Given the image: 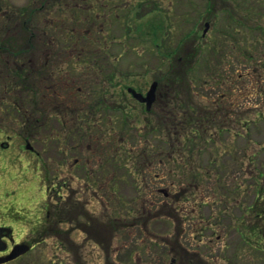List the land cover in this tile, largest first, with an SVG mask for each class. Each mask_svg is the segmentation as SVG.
<instances>
[{
    "label": "flooded vegetation",
    "instance_id": "af4514ba",
    "mask_svg": "<svg viewBox=\"0 0 264 264\" xmlns=\"http://www.w3.org/2000/svg\"><path fill=\"white\" fill-rule=\"evenodd\" d=\"M56 1L30 0L7 13L8 40L26 43L15 50L0 48V108L13 112L14 125L20 127L16 134L23 140L18 147L38 156L39 167H46L44 153L50 147L45 143L53 144L54 168L47 176H54L56 192L53 200L47 199L50 189L41 171L43 198L31 209L37 210L36 219L30 222L25 206L0 212V227L10 229L8 234L0 231V259L15 244L27 247L0 264L21 262L37 245L45 244L47 236L54 237V247L66 254L59 258L55 252L56 262L49 264H207V231L217 232L218 251L229 243L222 242L226 232L218 233L226 210L219 206L206 218L204 207L233 199L235 210L240 198L247 202L246 194L252 201L242 203L245 211L239 219L245 221L236 230L253 254L260 253L258 264H264V193L254 191L260 183L253 181L254 153L244 149L237 156V147L206 145L217 140L208 129L217 125L218 117L227 119L219 129L233 131L235 138L243 136L242 122L248 121H237V115L262 113L264 52L258 72L249 71L245 77L235 72L236 92L230 99L199 100L185 91L190 88L184 81H177L188 69L187 50L175 65L177 51L166 45L159 52L162 46L154 42L160 37L162 19H142L158 11L163 0ZM40 18L46 19L43 26ZM111 23L120 27L123 37H146L155 54L162 55L164 63L149 81V70L124 73L110 65L115 38ZM117 41L120 45L122 40ZM34 43L40 45L38 55L29 49ZM138 77L146 79L144 91ZM123 78L129 81L122 82ZM3 132L0 128V136ZM5 136L16 137L14 131ZM31 141H40V149L35 150ZM10 144L11 140L0 141V148ZM242 171L248 175L246 185L238 177ZM126 181L131 196L121 192ZM208 242H213L210 236ZM92 254L98 258L91 260ZM38 259L32 264H39Z\"/></svg>",
    "mask_w": 264,
    "mask_h": 264
},
{
    "label": "rangeland",
    "instance_id": "374dc122",
    "mask_svg": "<svg viewBox=\"0 0 264 264\" xmlns=\"http://www.w3.org/2000/svg\"><path fill=\"white\" fill-rule=\"evenodd\" d=\"M30 0H0V48L3 50L6 49H17L16 46H19L21 43L25 46L26 42L21 40L9 41L8 37L6 36V31H9V22L7 18V13L12 10V8H18L29 3ZM206 0H163L160 4H158L157 8L158 11H153L152 13L147 14L142 19L149 18L151 16H156L159 20L162 19L160 26V37H162L163 42L161 41L162 48H165L168 45L167 49H171L176 47L182 40H185L188 43L189 53L195 52V40L193 41V36H188L187 33L190 31L197 30L198 35H200L202 31V27L204 21L209 23L207 37L203 41L205 45L199 49V53L195 56L193 64L190 65L188 68V78L190 80V89H186L185 91L190 95V97H194L195 99L202 100V97H210L216 98L218 96V91L221 90L214 82L211 80V75L207 73L210 69H208L209 63L211 61L213 64L216 60L215 67H223L224 73L223 78L230 80L233 73L237 70L245 68L249 65L253 66L259 63L257 60L259 58L262 59L261 53L264 51H260V49L252 50V53L255 56V59L248 60L249 55L246 52H232L229 53V47H227V43L223 42V39L229 41V39L236 41L242 40L246 37V34L243 32H229L227 34L228 37L223 35V30H225V22L221 17H215L213 13H208L202 11L206 5ZM225 2H216L215 9H219L222 7L228 8L232 10V12L237 13L238 15L246 16L244 19H254V20H263L264 21V0H223ZM227 3V4H226ZM243 3L244 5H240ZM213 7V8H214ZM147 10V9H145ZM224 16V13L221 11H217V16ZM236 15V18L239 16ZM46 15H44L45 17ZM48 18V16H47ZM46 21L45 18L39 19V25L43 26V23ZM9 23V24H8ZM158 26V28H159ZM110 28H112V32L115 36L114 42L111 46V59L110 65L118 66L120 70L124 73L135 72V73H142L144 71H148L147 81L150 80L149 76H154V71L157 66H162L163 61H161L162 55L159 53L155 54L154 47L150 44L146 43V37L141 38L136 34H132L130 36L123 37L122 30L116 23H111ZM146 28V26H145ZM219 31H221V35H219ZM229 34L231 36H229ZM234 36V37H233ZM196 37V36H195ZM18 38V37H15ZM117 40H122L120 45ZM214 40L216 43V49L219 52H209L207 49V41ZM9 41V42H8ZM230 42V41H229ZM233 43V42H232ZM36 46L30 50L34 55H38L40 50V45L34 43ZM29 45V44H28ZM164 50V49H163ZM161 50H159L160 52ZM121 54V55H119ZM175 56V54H173ZM181 55V53H180ZM183 54V58H184ZM200 57L197 62L196 58ZM190 58V56H189ZM117 59V60H116ZM112 60L114 62H112ZM166 60V59H165ZM61 60H59L60 62ZM65 61L62 58V62ZM210 63V64H211ZM106 65V64H105ZM211 67V66H210ZM234 67V70H232ZM2 68V64L0 63V70ZM220 69V68H218ZM243 70V69H242ZM249 70V69H247ZM218 71V70H217ZM153 72V73H152ZM219 72V71H218ZM125 79V80H124ZM122 82H127L129 79L123 78ZM131 81V80H130ZM137 82H141L140 85L143 87L144 91L146 79L144 77H138L136 79ZM148 83V82H147ZM146 84V85H145ZM229 84V82H228ZM145 85V86H144ZM233 88L235 84L232 85ZM187 88V86H186ZM179 92V91H178ZM236 90L234 91V93ZM227 104V103H226ZM264 107V106H263ZM262 105L260 106V112H251L250 116H242L238 117L242 120H248L247 122H242L244 126L242 127L243 130L242 135H238L234 138L233 131L230 134L227 132L228 129L220 130L218 124L225 123L226 120L223 117H216L215 113L212 116H215L216 124L214 127L209 128L208 131H211L213 135H216L215 142L207 143L206 145L209 146L210 149H231L232 147H237L236 149L242 151L247 149L248 153H254V160L255 166L252 168L253 174V181L254 185L256 182L260 180L261 173L264 175V108ZM239 111H244V108L240 109ZM247 113V112H245ZM209 117V115H208ZM236 118V115H234ZM14 114L13 112L4 111L0 108V128L4 130L2 136H0V141L11 140V144L8 149H1L0 148V159L1 157L5 158V162L2 164L0 163V183L3 184V189L0 191V212L5 211L7 206H13L14 209H19L23 206L28 207L27 211L29 210L28 214L30 222L36 219L38 212L35 210V207H38L40 198H43L44 189H41V184L38 180V175L42 171L46 175V185L50 189V196L46 193L47 199L48 197L50 200H53L55 197V186H54V176L47 175L50 174V170L53 173L52 167L53 165V144L50 142L45 143V146L50 147V149L46 148V152L44 153L45 158V165L46 167L43 169V166L38 164V156L30 155L27 150L19 149V145L23 144L22 136H18L16 133L20 130L19 125H14ZM222 121V122H221ZM16 123V122H15ZM50 125H54V122H49ZM13 131L15 133V138L6 137L5 135H12ZM206 132L207 138H210L209 132ZM43 135V133H41ZM31 145L35 148V150L40 149V141H31ZM50 143V144H49ZM236 143V144H235ZM40 157H43V154H40ZM231 165V162L229 164ZM54 168V167H53ZM229 169L226 168V172ZM239 172V171H238ZM241 172V171H240ZM128 177V175H126ZM241 178L243 183H247V173L246 171H242L238 175ZM43 185V184H42ZM44 186V185H43ZM42 186V188H43ZM132 189L131 185L128 181L125 182V188L121 190V192H125L126 196L129 195L130 190ZM41 190V191H40ZM255 198V194L253 195ZM251 194L247 196H243V200L247 201L244 202L238 200L237 203L238 208L232 209V201L227 200L220 202L218 201L217 204L209 209L208 206L204 207V214L205 217H210L212 213V209H218L217 207L224 208L226 210L225 214L228 216L224 217L223 220V229L222 231H218V233L226 232L223 235L222 242L228 244L227 247L222 248L221 251H218V247L220 243L215 241L216 233L209 234L211 231H207L206 236V246L204 247V252L206 255L207 264H258L260 262V253L249 250V246L244 244L242 240L240 241L241 237L239 235V225H241L245 219L241 220L239 217L243 216V211H245L244 206L247 203L252 201ZM12 200H16L17 202H10ZM21 203V204H17ZM243 207V208H242ZM24 209V208H23ZM37 209V208H36ZM6 214V212L4 213ZM229 225H232L233 228H230ZM237 228V230H236ZM47 236V235H46ZM211 237L213 242H208V237ZM240 238V239H239ZM54 237H46V243L40 244L35 247V249L27 254V256L19 263L15 262L14 264H26L29 260V264H32L38 257L39 264H49L48 262L53 260L56 262L55 258L57 257L56 253H58V257H65L66 254L64 251L62 253L59 252L55 245ZM113 245H110V254L113 256L116 253L113 250ZM56 252V253H55ZM253 255V258L251 257ZM117 257V256H116ZM115 257V258H116ZM98 258V255L92 254L90 255V259L94 260ZM216 258V262H213ZM37 264V262L35 263Z\"/></svg>",
    "mask_w": 264,
    "mask_h": 264
},
{
    "label": "trees",
    "instance_id": "16d2710c",
    "mask_svg": "<svg viewBox=\"0 0 264 264\" xmlns=\"http://www.w3.org/2000/svg\"><path fill=\"white\" fill-rule=\"evenodd\" d=\"M46 2H57L56 0H44ZM206 5L204 7V10L202 11V13L204 12H210L213 13L215 15V17H221V18H226L229 20H224L225 22V30H223V35H225L226 37L227 34L229 32H234V31H242L243 33L247 34L246 37L242 40H236L233 41L231 39H229V41H226L223 39L224 43H227V47H229V53L232 52H241L244 51L246 53H248L249 58L248 60H252L255 59L254 54L252 53V50L254 49H260V51L264 50V21H257V20H251V21H247V19L242 20V18H245L246 16L244 15H238L237 13L232 12V10L222 7L219 9H215V4L216 2H225L223 0H206ZM227 4V3H226ZM214 7V8H213ZM217 11H221L224 13V16H217ZM238 15L240 18L237 19V21L234 19V17ZM232 18V19H231ZM259 32L258 34H255L254 32ZM194 33V32H192ZM219 35H221V32L219 33ZM229 36H231L229 34ZM234 37V36H233ZM233 42V43H232ZM195 46V52L192 54L190 53V61H194L195 56L199 53V49L202 48L205 43L204 42H199V43H194ZM207 49L209 50V52H219L216 49V43L214 40L212 41H207ZM262 54V53H261ZM200 57L196 58V62ZM261 59V58H259ZM207 63H209L208 66L214 67V70L212 71V73L210 71H207L208 74L211 75V80L214 82V84H216L219 88H221V90H218V97L217 100H222V99H230L232 96V82H233V78H234V74L233 73L232 77L230 80H227L229 77H227L226 79L223 78V73H224V68L220 67V69H218V66H214L215 62L212 64L211 61H208L207 59ZM211 63V64H210ZM218 64V62L216 63ZM211 69V68H210ZM243 71L241 70H237L236 72L240 75L245 77L249 71H252L254 73L258 72V66L257 65H249L245 68H242ZM247 69H249V71H246ZM219 72H218V71ZM232 71V70H231ZM175 76H181V74H177L176 72L174 73ZM177 81H180L179 83H182V78L179 77V79H177ZM229 82V84H228ZM184 83V82H183ZM257 89L260 91L261 90V85H259L257 87ZM254 90H256V86L254 87ZM224 103V102H223ZM223 106L220 107V109H222ZM227 108H229V106L227 105ZM223 114H225V112H222ZM259 188V186H257V189ZM262 190V188H261ZM264 192V188L263 191H261L260 193ZM259 193V192H258ZM256 208H260V207H256Z\"/></svg>",
    "mask_w": 264,
    "mask_h": 264
},
{
    "label": "water",
    "instance_id": "95a60500",
    "mask_svg": "<svg viewBox=\"0 0 264 264\" xmlns=\"http://www.w3.org/2000/svg\"><path fill=\"white\" fill-rule=\"evenodd\" d=\"M206 28H207V24H206ZM1 229L3 230L2 227H0V231H1ZM0 249H3V247H0ZM26 249H27L26 246L16 245V246H14L13 250L11 251V253L8 256L4 257L3 259H0V261L5 260V259L12 258V257L18 255L19 253L24 252Z\"/></svg>",
    "mask_w": 264,
    "mask_h": 264
}]
</instances>
